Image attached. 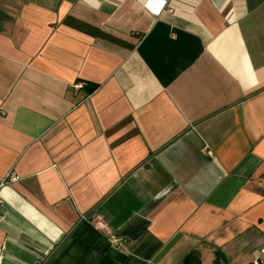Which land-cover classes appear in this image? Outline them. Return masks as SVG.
Masks as SVG:
<instances>
[{"label": "crops", "instance_id": "obj_1", "mask_svg": "<svg viewBox=\"0 0 264 264\" xmlns=\"http://www.w3.org/2000/svg\"><path fill=\"white\" fill-rule=\"evenodd\" d=\"M10 172L0 264H264V0H0Z\"/></svg>", "mask_w": 264, "mask_h": 264}, {"label": "built area", "instance_id": "obj_2", "mask_svg": "<svg viewBox=\"0 0 264 264\" xmlns=\"http://www.w3.org/2000/svg\"><path fill=\"white\" fill-rule=\"evenodd\" d=\"M164 7H166V2H163L161 6V8H164ZM80 87H81V83H76L73 85V90L78 91ZM18 179L19 177L13 172H10L6 176L0 177V189L3 188L8 183L15 182ZM262 183H264V178H262ZM94 225L97 229L107 231L106 225L101 220H96ZM109 240L113 244H117L121 241L120 238L115 237L113 234H109ZM253 264H262V263L259 260H255Z\"/></svg>", "mask_w": 264, "mask_h": 264}, {"label": "trees", "instance_id": "obj_3", "mask_svg": "<svg viewBox=\"0 0 264 264\" xmlns=\"http://www.w3.org/2000/svg\"><path fill=\"white\" fill-rule=\"evenodd\" d=\"M97 87L98 85L96 84L84 83L83 85V89L85 90L86 94L93 93L97 89ZM199 263L200 260L195 253L188 254V256L184 259V264H199ZM212 264H227L226 259L219 250L215 251Z\"/></svg>", "mask_w": 264, "mask_h": 264}]
</instances>
